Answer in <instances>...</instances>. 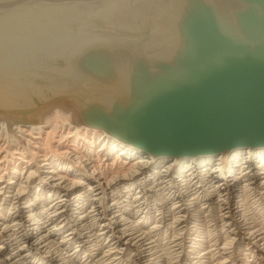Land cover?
Here are the masks:
<instances>
[{
	"label": "bare ground",
	"instance_id": "bare-ground-1",
	"mask_svg": "<svg viewBox=\"0 0 264 264\" xmlns=\"http://www.w3.org/2000/svg\"><path fill=\"white\" fill-rule=\"evenodd\" d=\"M87 10L11 40L0 21V74ZM0 264H264V146L153 156L60 105L0 120Z\"/></svg>",
	"mask_w": 264,
	"mask_h": 264
},
{
	"label": "water",
	"instance_id": "water-1",
	"mask_svg": "<svg viewBox=\"0 0 264 264\" xmlns=\"http://www.w3.org/2000/svg\"><path fill=\"white\" fill-rule=\"evenodd\" d=\"M82 9L84 24L0 74V120L40 123L60 105L153 156L264 146V0H0L3 40Z\"/></svg>",
	"mask_w": 264,
	"mask_h": 264
},
{
	"label": "rangeland",
	"instance_id": "rangeland-1",
	"mask_svg": "<svg viewBox=\"0 0 264 264\" xmlns=\"http://www.w3.org/2000/svg\"><path fill=\"white\" fill-rule=\"evenodd\" d=\"M50 119H51V122H53V121H55V120H56V119H55V117H51ZM61 124H62V125H64V126H66V125H65L63 122H61ZM69 127H70V126H69ZM70 128H72V127H70ZM1 134H2V133H1ZM9 136H10V137H8V136H7V137H8V139H9V141H11V140H14V138H13V137H14V135H9ZM15 137L17 138V136H15ZM11 138H12V139H11ZM19 138L21 139V137H19ZM21 142H24V139H23V140H21ZM170 160H171V159H170Z\"/></svg>",
	"mask_w": 264,
	"mask_h": 264
}]
</instances>
